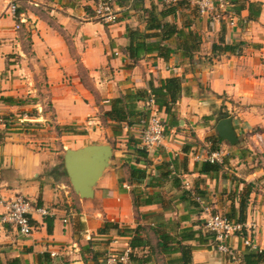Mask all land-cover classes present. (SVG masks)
<instances>
[{"label": "crops", "instance_id": "1", "mask_svg": "<svg viewBox=\"0 0 264 264\" xmlns=\"http://www.w3.org/2000/svg\"><path fill=\"white\" fill-rule=\"evenodd\" d=\"M11 1L16 20L6 12L8 0H0V116L10 123L0 129V199L23 197L48 215L33 213L32 233L21 236L1 221L0 208V264H98L99 242H108L113 251L128 248L129 237L113 230L98 232L104 222L119 228L143 226L141 235L149 241L158 223L202 229L203 206L226 213L227 197L243 188L239 181L253 185L244 222L253 224L251 242L263 246L264 0L229 2L218 16L191 12L194 6L186 0L189 9L179 11L174 22L178 27L191 23L190 30L200 39L198 52L190 61L177 51L166 61L150 54L136 64L124 54L125 28L144 27L133 8L135 0H115L118 19L110 25L93 18L92 0ZM141 2L148 8L158 6L159 0ZM249 3L259 7L254 21L246 20ZM239 6L244 9L234 14ZM165 44L173 49L175 40ZM213 44L235 48L214 51ZM170 77L181 81L180 96L172 107L173 118L157 111L164 122L163 140L144 160L133 152L142 125L123 127L120 136L112 137L111 123L102 113L111 99ZM143 104H137L140 111ZM23 115L28 117L26 127L16 123ZM226 117L231 118L234 145L215 133L216 123ZM255 135L262 138L261 146ZM107 140L112 149L109 166L92 198L81 200L65 175L63 151ZM213 154L219 171L199 174L195 165ZM132 168L145 172L140 184L129 182ZM150 179L158 181L153 188L147 186ZM132 192L150 196L151 203L134 211ZM226 243L239 254L244 248L239 237ZM187 244L195 247L190 264H234L217 254L209 239ZM152 258L154 264H177L156 251Z\"/></svg>", "mask_w": 264, "mask_h": 264}, {"label": "trees", "instance_id": "2", "mask_svg": "<svg viewBox=\"0 0 264 264\" xmlns=\"http://www.w3.org/2000/svg\"><path fill=\"white\" fill-rule=\"evenodd\" d=\"M226 1L233 4L238 0ZM188 4L186 0H176L173 4H159L160 7L150 5L148 8H144L141 0H135L133 8L140 12L144 27L142 31L129 27L125 28L127 45L124 48V54L127 56L128 60H130L132 64H136L145 55L154 54L155 57L166 61L170 54L180 51L181 56L190 61L195 53L198 52L200 39L195 32L190 30V22H181L180 27L174 22L176 14L179 13V11L189 9ZM241 9H244V6H239L237 9L234 8V14H237V10ZM246 10L248 11L246 20L254 21L258 16V5L249 3ZM251 10H254V14H251ZM195 11L194 8L191 9V12ZM172 38L175 40L173 49L165 44L166 41ZM211 48L214 51L233 52L235 47L225 45L220 48L216 44H213ZM180 92L181 81L177 77L160 79L157 82V86H154L153 83L149 81L146 89L138 88L129 90L120 97L111 99L108 102L109 109L102 113V117L105 121L111 123L110 130L112 137H118L121 135L123 127L129 128L134 124H139L141 120L147 117L148 111L146 109H144V111L138 109L137 104L139 102L145 103L151 100L157 111L162 109L166 116L173 118L172 107L179 99ZM216 140L219 139L216 138ZM133 152L134 155L144 158V160L146 159L147 154L143 149L139 147L134 148ZM195 166L196 171L204 175L217 172L220 169L219 164H211L206 161ZM128 175L131 184H140L145 179V172L138 168L129 169ZM236 181L235 179V182ZM155 183H158V181L150 179L147 186L153 188L157 185ZM238 183H241L243 188L239 193L234 191L227 197L230 201L229 209L223 216L228 220L244 223L248 196L253 191V185L243 181H239ZM186 195H188V193H186ZM194 195L197 197L195 192ZM234 198L237 199L238 206L236 209L234 208ZM150 199V196L143 197L141 194L132 192V207L134 211H137L140 206L149 205L151 203ZM191 203L194 206L196 205L194 201ZM168 224L169 223H158L154 228H151V232L156 240L153 245H151L148 238H144L141 235L144 233V227L140 225L131 229L128 227L119 228V226L113 222H104L102 229L98 230V232L105 233L109 230H113L117 236L129 237V260L132 264H154L152 262V257L155 251L159 256L171 257L167 260L169 263L190 264L191 254L195 247L187 244L188 242L203 244L209 239L210 243L213 241V247L215 248L213 235L203 228L193 230L191 227L180 228L177 223H174L172 227H169ZM201 230H203V232ZM242 237H245V233L242 234ZM143 248H147L148 252L145 254L136 253L135 250ZM239 256V264H264V250L258 253L244 247Z\"/></svg>", "mask_w": 264, "mask_h": 264}, {"label": "built area", "instance_id": "3", "mask_svg": "<svg viewBox=\"0 0 264 264\" xmlns=\"http://www.w3.org/2000/svg\"><path fill=\"white\" fill-rule=\"evenodd\" d=\"M93 1V18L104 24L110 25L117 22V12L114 9L115 0H92ZM163 4H173L176 0H161ZM191 4L195 7L200 16L217 15L226 12L229 2L226 0H191ZM6 12L12 19H17L16 5L13 1L8 0L6 4ZM15 30L19 29V25L14 26ZM143 108L148 111L145 119L140 121L142 128L138 135L139 148L143 149L146 153L160 146L163 140L164 122L157 114V109L151 100L143 104ZM28 117L21 116L16 123L18 126H25ZM29 124V123H28ZM10 125L8 119L0 116V129H5ZM26 127V126H25ZM257 145H262V138L255 135ZM261 155L264 167V147H261ZM216 154L212 155L207 161L213 163L216 160ZM0 208L3 210L1 213V221L11 225L21 236H29L33 231L31 224L32 214H36L39 218L48 215V212L43 207H38L30 200L23 197H15L9 200L0 199ZM204 216L203 229L213 235L215 242V251L219 255L231 260L233 263L239 264L240 256L235 249L227 245L226 241L231 237H239L242 240L244 247L252 251L260 253L264 250L263 246H256L251 242L253 231V224L246 225V223H237L228 220L221 214H211L208 207L202 208ZM65 223V221H62ZM247 234V237H242V234ZM130 251L128 248L119 252L107 254L106 257L99 264H132L129 260ZM54 256V253L50 254Z\"/></svg>", "mask_w": 264, "mask_h": 264}, {"label": "water", "instance_id": "4", "mask_svg": "<svg viewBox=\"0 0 264 264\" xmlns=\"http://www.w3.org/2000/svg\"><path fill=\"white\" fill-rule=\"evenodd\" d=\"M215 133L220 140L234 145L236 136L231 126V118L220 119L215 125ZM112 158L110 145H86L77 149H65L62 165L73 192L81 200L92 198L93 188Z\"/></svg>", "mask_w": 264, "mask_h": 264}, {"label": "rangeland", "instance_id": "5", "mask_svg": "<svg viewBox=\"0 0 264 264\" xmlns=\"http://www.w3.org/2000/svg\"><path fill=\"white\" fill-rule=\"evenodd\" d=\"M159 4H163V2L162 1H160L159 0V3H158V6H159ZM160 7V6H159ZM193 8H195V7H193ZM196 10V9H195ZM219 14H217V16H218ZM26 132V131H25ZM109 143H111V140H107V143H105L106 145L107 144H109ZM113 144V143H112ZM110 145V144H109ZM262 164H263V160H262ZM264 168V167H263ZM206 207H208V209H209V212L211 213V214H221V215H223V214H225V213H223V212H217V210H214V209H212V208H209L210 206H206ZM205 232V231H204ZM95 237V236H94ZM153 237L154 236H151V243L153 244V242H154V240H153ZM90 242V241H89ZM99 243H101V244H98L97 246V248L98 249H96L97 250V252H98V254H99V256H98V260H99V262L100 261H102L105 257H106V255L107 254H110V253H114V252H118L117 250H110V247H108V242H99ZM103 243V244H102ZM211 246H212V248H214L213 247V241L211 242ZM215 249V248H214ZM232 249H234V248H232ZM218 254V253H217ZM88 258V257H87ZM157 258V257H156ZM226 260L227 261H229V262H231V263H233L231 260H229V259H227L226 258ZM97 263H98V261H97ZM234 264H236V263H234Z\"/></svg>", "mask_w": 264, "mask_h": 264}]
</instances>
